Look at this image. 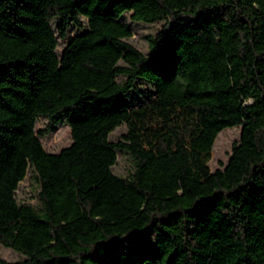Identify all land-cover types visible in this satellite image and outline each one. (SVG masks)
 Instances as JSON below:
<instances>
[{
  "label": "trees",
  "instance_id": "trees-1",
  "mask_svg": "<svg viewBox=\"0 0 264 264\" xmlns=\"http://www.w3.org/2000/svg\"><path fill=\"white\" fill-rule=\"evenodd\" d=\"M126 12L162 23L147 55ZM71 23L86 29L58 53ZM137 78L154 97L133 109ZM40 116L70 129L58 153L36 136ZM236 126L211 172L214 139ZM116 149L128 177L111 170ZM29 169L39 208L16 198ZM262 192L264 0H0V244L25 257L0 264H132L129 244L147 237L143 264H264Z\"/></svg>",
  "mask_w": 264,
  "mask_h": 264
},
{
  "label": "rangeland",
  "instance_id": "rangeland-1",
  "mask_svg": "<svg viewBox=\"0 0 264 264\" xmlns=\"http://www.w3.org/2000/svg\"><path fill=\"white\" fill-rule=\"evenodd\" d=\"M130 14V12H126L120 18V21L131 31V36L127 39V41L147 55L149 52L147 38L155 35L162 23L134 21L131 19ZM56 23L57 21L55 19L51 21L53 28H56ZM85 29L86 26L78 27L71 23L67 28L65 40L58 39L57 52L59 53L61 51L66 40L83 33ZM153 92L154 89L150 82L137 78L135 80L134 87L126 97L130 108L135 109L145 104L149 99L154 97ZM240 128V126L225 128L217 134L209 153V157L206 161V165L211 172H214L217 169H223L227 164L230 158L232 146L239 142ZM35 131H46L43 135L36 133L37 138L46 152L58 153L61 149L67 147L71 143L70 129L63 118L51 123L45 117L40 116L35 122ZM127 131L128 125L126 123H122L111 131L109 140L117 141L120 139V136L127 133ZM115 152L116 161L111 166L112 172L117 176H130L134 170L133 159L125 150L116 149ZM38 190L39 183L36 175L29 169L23 180H21L18 184L15 191L16 198L19 203H29L34 205L36 208H39ZM255 203L264 218V192L255 197ZM128 255L132 264H143L149 262L153 257L150 238L147 237L145 239L132 241L129 244ZM124 256V251L120 247H118L113 253V258L116 263H121ZM24 258L25 257L20 253L0 244V259H4L6 261H19Z\"/></svg>",
  "mask_w": 264,
  "mask_h": 264
}]
</instances>
